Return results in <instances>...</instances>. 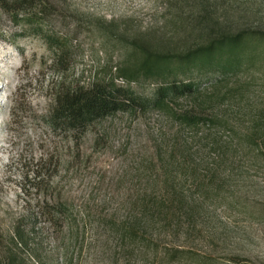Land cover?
Segmentation results:
<instances>
[{
    "label": "rangeland",
    "instance_id": "1",
    "mask_svg": "<svg viewBox=\"0 0 264 264\" xmlns=\"http://www.w3.org/2000/svg\"><path fill=\"white\" fill-rule=\"evenodd\" d=\"M33 7L30 21L17 22L0 6V86L8 85L0 91V264H201L169 262L178 247L207 264H264V160L245 155L234 168L229 161L225 176L211 184L218 194L207 198L201 187L216 165L211 139L183 131L166 111L119 110L79 130L50 122L56 95L67 85L114 77L152 97L159 82L119 75L131 41L178 53L222 32H264V0H35ZM257 35L262 54L231 78L251 82L250 100L220 106L242 126L249 105L264 107V33ZM220 76L218 70L192 74L203 87ZM192 102L180 97L175 107ZM209 128L202 126L216 131ZM220 131L229 135L228 128ZM185 135L193 153L186 163L198 164L203 185L179 180L187 200L169 209L174 225L142 220L135 227L147 197L174 196L160 156L175 146L181 158ZM52 209L64 212L60 222L41 212ZM134 228L136 241L121 234Z\"/></svg>",
    "mask_w": 264,
    "mask_h": 264
},
{
    "label": "trees",
    "instance_id": "2",
    "mask_svg": "<svg viewBox=\"0 0 264 264\" xmlns=\"http://www.w3.org/2000/svg\"><path fill=\"white\" fill-rule=\"evenodd\" d=\"M34 1L0 0V6L14 15L13 20L30 21L33 18L32 14H35ZM260 32L264 33L260 29L250 27L236 32H222L205 43L178 53L156 49L153 46L154 43L149 40L131 41L132 47L127 56V64L119 68V75L128 80H133L140 75L156 80L159 85L152 97L137 93L130 85L117 83L114 77L90 85H67L58 91L56 104L50 116V122L53 125L62 123L72 130H79L119 110L154 107L171 114L181 124L183 131L196 129L194 136L201 140L211 139V145L215 149L212 158L216 165L209 170L211 173L207 174L208 182L205 185L202 183L198 164L186 163L187 159L193 156L187 135L184 136L185 144L181 145L183 152L181 158L174 156L175 146L169 153L160 156L166 162L164 167L167 171L166 183L175 194L172 197L166 195L160 198L147 197V203L139 214L140 217L133 218L132 225L135 227L139 226L142 220L147 221V226L161 222L175 224L174 215L169 209L187 200L183 192L185 187L179 180H183L182 182L193 180L199 188L203 185L202 193L208 198L218 194L216 187H212L211 184L218 177L225 176L222 171L224 172L225 167L230 165L229 161L235 163L231 165L234 168L239 166V162L245 158V155L255 161L264 160L262 144L264 142V107L259 109L249 105L251 117L246 121L242 119L245 126L240 125V122L234 123L232 114L230 115L227 109L224 111L220 108L225 102L230 105L229 103L232 102L240 104L250 100L251 82L231 78L238 73L244 63H254L262 54L261 50H258V44L253 40ZM47 40L52 47L59 46L51 35H48ZM194 69L201 72L218 70L221 76L207 87H203L199 80L192 77ZM180 97H192L193 102L185 108L178 109L175 103ZM202 126L214 127L216 131L207 133ZM222 128H228L227 137H223L220 133ZM197 160L203 161L204 158ZM231 173H226V176L232 175ZM32 174H35V169L28 172V175ZM181 176L182 179H180ZM191 206V209H196L197 204L194 203ZM41 212L57 223L60 222V214L64 213L61 209ZM188 215L192 216L190 213ZM121 234L124 238L129 237L133 241L138 238L136 228L122 231ZM196 256L194 251L178 247L169 255L168 261L185 259L207 264L206 259Z\"/></svg>",
    "mask_w": 264,
    "mask_h": 264
},
{
    "label": "bare ground",
    "instance_id": "3",
    "mask_svg": "<svg viewBox=\"0 0 264 264\" xmlns=\"http://www.w3.org/2000/svg\"><path fill=\"white\" fill-rule=\"evenodd\" d=\"M8 85L4 84L3 86H0V91L5 89ZM2 92V91H1ZM0 127L2 128V126L0 125Z\"/></svg>",
    "mask_w": 264,
    "mask_h": 264
}]
</instances>
